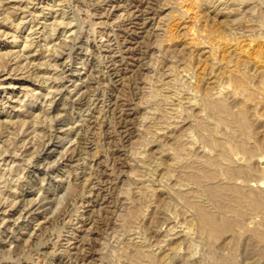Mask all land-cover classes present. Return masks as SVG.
<instances>
[{"label":"rangeland","instance_id":"obj_1","mask_svg":"<svg viewBox=\"0 0 264 264\" xmlns=\"http://www.w3.org/2000/svg\"><path fill=\"white\" fill-rule=\"evenodd\" d=\"M190 1L0 0V264H133L139 247L166 254L169 264H264V208L254 202L264 204V0ZM235 38L244 39L238 50ZM234 74L248 75L249 87ZM220 88L231 95V115L246 111V133L213 121L205 97ZM213 142L227 144L225 159ZM162 145L171 152L160 153ZM172 158L181 163L169 167ZM198 169L208 176L193 178ZM206 208L227 220L222 234L201 226Z\"/></svg>","mask_w":264,"mask_h":264},{"label":"bare ground","instance_id":"obj_2","mask_svg":"<svg viewBox=\"0 0 264 264\" xmlns=\"http://www.w3.org/2000/svg\"><path fill=\"white\" fill-rule=\"evenodd\" d=\"M32 1H33V0H32ZM59 1H60V0H59ZM191 1H192V0H191ZM191 1H190V2H191ZM195 1H196V0H195ZM207 1H208V0H207ZM234 1H235V0H234ZM3 2H4V0H3ZM8 2H9V1H8ZM192 2H194V1H192ZM192 2H191V3H192ZM195 3H196V2H195ZM0 4H1V3H0ZM60 4H62V2H61ZM26 5H27V4H26ZM64 5H65V4H64ZM27 6H28V5H27ZM2 7H3V6H2ZM11 7H12V6H11ZM62 7H63V6H62ZM12 8L14 9V7H12ZM6 9H7V8H6ZM63 9H64V8H63ZM12 12H14V11H12ZM41 12H42V11H41ZM10 13H11V12H10ZM29 13H30V12H29ZM33 13H35V12H33ZM10 15H11V14H10ZM64 15H65V14H64ZM5 16H6V15H5ZM37 16H38V15H37ZM9 17H10V16L7 15L5 18H6V19H9ZM11 18H12V17H11ZM62 18H63V17H62ZM20 20H21V19H20ZM56 20H57V19H56ZM62 20H63V19H62ZM62 20H61V23L64 22V21L62 22ZM4 21H5V20H4ZM57 21H58V20H57ZM57 21H56V24H57ZM68 22H69V21H68ZM16 25H17V24H16ZM61 25H63V24H61ZM58 27H59V26H58ZM54 28H55V27H54ZM53 31H54V30H53ZM41 32H42V31H41ZM44 32H45V31H44ZM34 33H35V32H34ZM49 34H50V33H49ZM53 34H54V33H53ZM70 34H71V33H70ZM48 36H49V35H48ZM70 36H71V35H70ZM29 38H30V37H29ZM224 38H225V37H224ZM224 38H223V40L226 39V38H225V39H224ZM14 39H17V35H14V36H13V40H14ZM27 39H28V38H27ZM68 39H69V38H68ZM70 39H71V37H70ZM234 40H235V41H233V45H235L234 49L238 50V49H240L241 47H243V45H242V40H244V39L241 40V39H239V38H238V39L235 38ZM29 41H30V40H29ZM33 41H34V40H33ZM229 41H230V40H228V38H227V40L224 41L225 45L228 44ZM39 42H40V41H39ZM71 42H72V40H71ZM30 43H31V42L28 43V40H26V43L24 44V45H25V46H24V49H25V48H29V46H32ZM222 43H223V42H222ZM47 44H48V43H47ZM53 44H54V43H53ZM57 44H58V43H57ZM40 45H41V44H40ZM59 45H60V44H59ZM77 45H78V44H77ZM223 45H224V44H223ZM81 46H82V45H81ZM215 46H216V45H215ZM58 47H59V46H58ZM60 47H61V46H60ZM213 47H214V46H213ZM52 48H53V47H52ZM80 48H81V47H80ZM24 49H23V50H24ZM45 49H46V48H45ZM54 49H55V47H54ZM56 49H57V47H56ZM66 49H67V46H66ZM69 49H70V48H69ZM212 49H215V47L212 48ZM37 51H38V49L36 50V52H37ZM53 51H54V50H53ZM53 51H52V52H53ZM38 52H39V51H38ZM46 53H47V52H46ZM57 53H58V52H57ZM0 54L2 55V53H0ZM18 54H19V53H18ZM35 54H36V53H35ZM60 54H61V53H60ZM30 55H31V54H30ZM32 55H33V54H32ZM47 55H48V54H47ZM56 55H57V54H56ZM6 56H7V55H5V56H0V60H1V61L3 60L2 63H4V64H7V62L5 63V58H6ZM20 56H21V55H20ZM23 56H24V55H23ZM21 57H22V56H21ZM50 57H51V56H50ZM13 58H14V57H13ZM22 58H23V57H22ZM27 59H28V62L31 60V59L29 60V56H28ZM49 59H50V58H49ZM49 59H48V60H49ZM64 59H65V58H64ZM67 59H68V58H67ZM72 59H73V58H72ZM15 60H16V59H15ZM32 61H33V60H32ZM33 62H34V61H33ZM33 62H31V63H33ZM65 62H66V61H65ZM81 62H82V61H81ZM8 63H9V62H8ZM18 63H19V62H18ZM24 63H26V62H24ZM49 63H51V61H50ZM61 63H62V62H61ZM259 63H260V65H259L258 68L264 70V55H261V56L259 57ZM0 64H1V63H0ZM29 64H30V63H29ZM35 64H37V63L35 62ZM40 64H42V63H40ZM2 65H3V64H2ZM71 65H72V64H71ZM18 66H19V65H18ZM25 66H27V65L25 64ZM31 66H32V64H31ZM40 66H41V65H40ZM49 66H50V65H49ZM53 66H54V64L52 65V67H53ZM0 67H1V66H0ZM3 67H5V65H4ZM6 67H7V66H6ZM6 67H5V68H6ZM19 67H20V66H19ZM27 67H28V66H27ZM29 67H30V66H29ZM38 67H39V66H38ZM5 68H3V69H5ZM14 68H15V67H14ZM54 68H55V67H54ZM56 68H57V67H56ZM36 69H37V68H36ZM59 69H60V68H59ZM0 70H1V68H0ZM39 70H40V69H39ZM56 70H57V69H56ZM62 70H63V68H62ZM3 71H4V70H3ZM14 71H15V70H13V71H11V72H14ZM18 71H19V69H18ZM21 71H22V70H21ZM24 71H25V70H24ZM53 71H54V70H53ZM63 71H64V70H63ZM34 72H36V71H34ZM69 72H70V71H69ZM234 72H235V71H228V72H227V75H232V73H234ZM44 73H45V72H44ZM70 73H71V72H70ZM9 74H10V73H9ZM35 74H36V73H35ZM37 74H38V73H37ZM37 74H36V76H37ZM66 74H67V73H66ZM38 75H39V74H38ZM44 75L46 76V74H44ZM234 75L236 76L235 79L238 81L239 86H240L241 89L245 90V89H247V88L249 87V80H250V78H249L248 75H245V76H244V75L240 76V75H238V74H234ZM39 76H40V75H39ZM41 76H43V75H41ZM41 76H40V77H41ZM50 76H51V75H50ZM52 76H53V75H52ZM64 77H65V76H64ZM67 77H68V76H67ZM84 77H85V76H84ZM38 78H39V77H38ZM57 78H59V77H57ZM44 79H45V77H44ZM52 79H53V78H52ZM52 79H51V80H52ZM73 79H74V78H73ZM56 80H57V79H56ZM85 80H86V79H85ZM88 80H89V79H88ZM52 82H53V81H52ZM76 82H77V81H76ZM84 82H86V81H84ZM74 85H75V84H74ZM78 85H79V84H78ZM82 85H83V84H82ZM86 85H87V84H86ZM57 87H58V86H57ZM61 88H62V86H61ZM86 88H87V86H86ZM52 89H53V88H52ZM66 89H67V88H66ZM53 90H54V89H53ZM58 90H59V89H58ZM85 90H86V89H85ZM85 90H84V91H85ZM87 90H88V89H87ZM50 91H51V90H50ZM55 92H56V91H55ZM61 92H62V91H61ZM90 92H91V91H90ZM26 93H27V92H26ZM81 93H82V92H81ZM178 93H179V92H176L175 95H176V96H179ZM238 93H240V92L238 91V92L235 93L234 95H237ZM206 94H207V92H206ZM206 94H205V95H206ZM214 94H215V95H212L211 93H209L210 96L207 95V96L205 97V99H206L207 97H208V98H207V100H205L206 102H204V103H205V106H206L207 109H208V111L210 110V111H212V112H214V113L216 114V116L214 117V113H212L213 118H214L213 121H215V118H216V117H217V118H216L217 120L215 121V123L217 122V124H218V123L221 124V122H225V121L230 120V122H233V124L235 123V125H237L236 128L233 127V126L231 125L233 128H235V130H237V127H238V128H239L238 130H240V131L246 133L247 128H248V124H249L250 126H252L250 123L247 124V121H246V118H245V116H246V111H245V110L240 111V109H239V110H238V111H240L239 113L235 111V113H238L237 115H231V114L229 113V110H228V104H227V102H226V98H227V97L230 98L231 95H229V94L226 95L224 89H221V88H220L219 90H217V92H214ZM47 95H48V94H47ZM53 95H54V94H53ZM205 95H203V96H205ZM222 95H223V98H221ZM250 95L253 96V92H251ZM66 97H67V96H66ZM78 97H79V96H78ZM203 99H204V98H202V101H203ZM53 101H54V100H53ZM228 102H229V101H228ZM53 103H54V102H53ZM53 103H52V104H53ZM64 103H65V102H64ZM204 103H203V105H204ZM229 105H230V104H229ZM47 106H48V104H47ZM49 106H50V105H49ZM51 107H52V106H51ZM66 107H67V106H66ZM82 107H83V106H82ZM164 107H167V106L165 105ZM203 107H204V106H203ZM229 108H230V107H229ZM243 108H244V107H243ZM52 109H53V108H52ZM57 109H58V108H57ZM67 109H68V108H67ZM166 109H167V108H166ZM166 109H165V110H166ZM204 109H205V108H204ZM245 109H246V108H245ZM47 110H48V109H47ZM59 110H60V109H59ZM163 110H164V109H163ZM169 110H170V109L168 108V112H169V113H167L166 111H165V113L170 114L171 111H169ZM230 110H231V109H230ZM173 111H174L175 113H179V112H180V107L173 108ZM206 111H207V110H206ZM208 111H207V112H208ZM162 112H163V111H162ZM174 112H172V113H174ZM231 112H232V110H231ZM233 112H234V111H233ZM233 112H232V113H233ZM196 113H197V112H196ZM235 113H234V114H235ZM59 114H60V112H59ZM167 114H166V115L164 114V116H167ZM210 114H211V112H210ZM12 115H13V114H12ZM60 115H61V114H60ZM196 115H198V114H195V116H196ZM200 115H201V114H200ZM57 116H58V115H57ZM57 116H55V117H57ZM62 116H63V115H62ZM198 116H199V115H198ZM196 117H197V116H196ZM203 117H204V116H203ZM10 118H11V117H10ZM53 118H54V117H53ZM57 118H58V117H57ZM61 118H62V117H61ZM197 118H199V117H197ZM201 118H202V115H201ZM213 118H212V119H213ZM203 119H204V118H203ZM203 119H202V120H203ZM249 119H250V118H249ZM9 120H11V119H9ZM193 120H194V119H193ZM198 120H199V122H202V120L197 119V121H198ZM211 121H212V120H211ZM211 121H210V122H211ZM70 122H71V121H70ZM77 122H79V121H77ZM77 122H76V123H77ZM199 122L196 123V122L194 121L193 123H196V124H198V125L201 124V126H202L203 124H202V123L199 124ZM248 122H250V121H248ZM9 123H10V121H9ZM61 123H62V122H61ZM213 123H214V122H213ZM228 123H229V122H228ZM11 124H12V122H11ZM85 124H86V123H85ZM196 124H195V126H196ZM204 124H205V123H204ZM211 124H212V123H211ZM9 125H10V124H9ZM193 125H194V124H193ZM205 125H206V124H205ZM207 125H208V123H207ZM212 125H213V127H214L215 124H212ZM221 125H223V123H222ZM77 126H78V125H77ZM209 126H210V125H209ZM209 126H205L206 129H207V127H209ZM5 127H6V126H5ZM8 127H9V126H8ZM74 127H75V125H74ZM150 127H151V126H150ZM199 127H200V126H198V129H199ZM203 127H204V125H203ZM215 127H216V126H215ZM217 127H218V125H217ZM217 127H216V129H217ZM152 128H153V127H152ZM211 128H212V127H211ZM249 128H250V127H249ZM61 129H62V128H61ZM70 129H71V128H70ZM153 129H154V128H153ZM201 129H202V127H201ZM208 129H209V128H208ZM212 129H213V128H212ZM216 129H214V130H216ZM218 129H219V127H218ZM231 129H232V128H231ZM0 130H1V129H0ZM7 130H8V129H7ZM80 130H82V129H80ZM214 130L211 131V133H210V131H208L211 135L209 134L207 137H208L209 139H211V142H212V140H213V138H214L213 135H215V133H216V131H214ZM233 130H234V129H233ZM235 130H234V132H236ZM238 130H237V132H240V131H238ZM10 131H11V130H10ZM154 131H155V130H154ZM204 131H205V129H204L202 132H204ZM220 131H221V130H220ZM228 131H229V130H228ZM64 132H65V131H64ZM82 132H83V131H82ZM197 132H198V131H197ZM205 132H206L205 135H207V134H208L207 131H205ZM217 132H218V131H217ZM234 132H232V133H234ZM190 133H191V132H190ZM219 133H220V132H219ZM229 133H230V132H229ZM72 134H73V133H72ZM79 134H80V133H79ZM83 134H84V133H83ZM202 134H203V133H202ZM230 134H231V133H230ZM240 134L242 135V133H240ZM169 135H170V134H169ZM188 135H189V134H188ZM188 135H187V136H188ZM192 135H194V134H191V136H192ZM241 135H238L237 137L239 138V136H241ZM244 135H245V134H244ZM248 135L250 136V133H249ZM6 136H7V135H6ZM59 136H60V135H59ZM170 136H171V135H170ZM189 136H190V135H189ZM189 136H188V137H189ZM194 136H195V135H194ZM198 136H199V135H198ZM202 136H203V135H202ZM202 136H201V137H202ZM209 136H210V137H209ZM235 136H236V133H235ZM69 137H70V136H69ZM205 137H206V136H205ZM205 137H204V136L202 137L203 140L206 139V141H208V140H207V137H206V138H205ZM215 137H216V139H217V136H215ZM244 137H245V136H244ZM244 137H243V138H244ZM246 137H248V136L246 135ZM246 137H245V138H246ZM182 138H183V137H182ZM182 138H181V136H180V139H182ZM191 138H193V136H192ZM191 138H189V139H191ZM204 138H205V139H204ZM232 138H233V136H232ZM241 138H242V136H241ZM241 138H240V143H242V142H241ZM243 138H242V139H243ZM67 139H68V138H67ZM69 139H70V138H69ZM73 139H74V138H73ZM177 139H178V138H177ZM193 139H194V138H193ZM216 139L214 140L215 142H216ZM174 140H175V139H174ZM187 140H188V138H187ZM196 140H197V139H195V141H196ZM233 140H234V139H233ZM49 141H50V140H49ZM70 141H71V140H70ZM176 141H177V140H176ZM178 141H179V140H178ZM181 141H182V140H181ZM181 141H179V142H181ZM217 141H219V140H217ZM1 142H2V141H1ZM188 142H189V141H188ZM219 142H220V141H219ZM233 142H234V141H233ZM233 142H232V143H233ZM235 142H236V141H235ZM235 142H234L233 144H235ZM257 142H258V141H257ZM196 143H197V142H196ZM196 143L194 142V144H196ZM213 143H214V142H213ZM213 143H211V144H213ZM216 143H217V142H216ZM220 143H221V142H220ZM222 143H223V142H222ZM236 143H237V142H236ZM177 144H179V143H177ZM180 144H181V143H180ZM183 144H184V143H183ZM189 144H191V142H190V143H187V146H189ZM194 144H193V146H194ZM218 144H219V143H218ZM224 144H225V143H224ZM230 144H231V143H230ZM249 144H250V143H249ZM249 144H248V146H249ZM260 144H261V143H259V145H260ZM175 145H176V144H175ZM214 145L216 146L215 143L213 144V146H214ZM256 145H257V144H256ZM162 146H163V145H162ZM166 146H167V145H166ZM166 146L164 145V146L162 147V150L160 151V153L162 152V154H168V152H169L170 150L167 152V150H168L169 148H167L168 146H167V147H166ZM196 146H197V145H196ZM213 146H212V147H213ZM218 146H219V145H218ZM223 146H225L226 149H227V144H226V145H223ZM223 146H222V145H221V147L219 146L220 149L222 148L221 150L218 148V149L220 150V152L224 150V147H223ZM235 146H236V145H235ZM238 146H239V148H240V146L244 147L245 145H243V143H242L241 145L238 144ZM248 146H247V147H248ZM250 146H252V144H250ZM250 146H249L248 148H250V151H251L252 147H250ZM253 146H255V145H253ZM257 146H258V145H257ZM262 146H264V144H263ZM262 146H261V147H262ZM75 147H76V146H75ZM81 147H83V146H81ZM165 147H166L167 149H166ZM172 147H173V145H172ZM181 147L185 148L184 146H181ZM181 147H180V148H181ZM191 147H192V146H191ZM191 147H190V148H191ZM194 147H195V146H194ZM200 147H202V145H201ZM229 147H230V146H229ZM231 147H232V146H231ZM231 147H230V148H231ZM259 147H260V146H259ZM66 148H67V146H66ZM69 148H70V147H69ZM173 148H174V150H175V147H173ZM176 148H177V145H176ZM207 148H208V147H207ZM214 148L217 149V146H216V147H213L212 150H214ZM230 148H229V150H231ZM232 148L235 149L236 147L234 148V145H233ZM178 149H179V148H178ZM202 149H204V151H205L206 147L204 148V146H203ZM216 149H215V150H216ZM218 149H217V150H218ZM233 149H232V150H233ZM241 149H242V148H241ZM255 149H256V148H254V150H255ZM257 149H258V147H257ZM73 150L75 151L76 149L73 148ZM79 150H80V149H79ZM187 150H189V149L187 148ZM187 150H186V151H187ZM212 150H211V151H212ZM247 150H248V149H247ZM252 150H253V149H252ZM65 151H67V150H65ZM180 151L182 152V150H180ZM193 151H194V150H193ZM198 151H199V150H198ZM209 151H210V150H209ZM211 151H210V152H211ZM235 151H236V149H235ZM243 151H245V149H244ZM257 151H258V153H259V150H257ZM257 151H256V152H257ZM68 152H69V151H68ZM170 152H171V151H170ZM178 152H179V151H178ZM178 152L176 151L177 154H178ZM206 152H208V151L206 150ZM213 152H215V151H213ZM223 152H224L225 156H226V153H228V152L225 153V151H223ZM233 152H234V151H233ZM247 152H249V151H247ZM252 152H253V151H252ZM70 153H71V152H70ZM144 153H146V152L143 151V154H144ZM176 153H175V154H176ZM186 153H187V152H186ZM188 153H189V151H188ZM192 153H193V152H192ZM250 153H251V152H250ZM258 153H257V154H258ZM47 154H48V153H47ZM141 154H142V153H141ZM143 154H142V155H143ZM172 154L174 155L173 152H172ZM177 154H176V158H177ZM179 154H180V153H179ZM179 154H178V155H179ZM212 154H214V153H212ZM217 154H218V152H217ZM252 154H253V153H252ZM252 154H251V156H252ZM257 154L254 153V156L257 155ZM60 155H61V153H60ZM146 155H147V153H146ZM192 155H193V158H194V154H191V158H192ZM215 155H216V154H215ZM220 155H222L221 158H224V159H225V156H223L222 152L220 153ZM220 155H216L215 159L217 158V156H218V158H219ZM71 156H72V155H71ZM71 156H70V157H71ZM147 156H148V155H147ZM166 156H167V155H166ZM179 156H180V155H179ZM142 157H143V156H142ZM172 157H173V156H172ZM195 157H196V156H195ZM198 157H199V156H197V158H198ZM203 157H204V156H203ZM203 157L201 156V157H200V160H201ZM206 157H207V158H210V156L208 157V155H207ZM206 157H204V160H205ZM212 157H213V156H212ZM44 158H45V157H44ZM47 158H48V157H47ZM145 158L147 159V157L144 156V159H145ZM176 158H172L173 160H172L171 163H170V161H168V162L170 163L169 167H172L171 164L174 165V164H177L178 162H180V160H179L180 158H178V159H176ZM197 158H196V159H197ZM149 159H150V156H149ZM168 159H169V158H168ZM189 159H190V157H189ZM189 159H188V160H189ZM196 159H195V160H196ZM170 160H171V159H170ZM198 160H199V159H198ZM204 160H203V161H204ZM210 160L213 161L214 159H213V158H212V159H209V162H210ZM219 160H220V159H219ZM221 160H222V159H221ZM221 160H220V165H221ZM45 161H47V160H45ZM191 161H193V159H192ZM43 162H44V160H43ZM168 162H167V163H168ZM198 162H199V161H198ZM201 162H202V161H201ZM204 162H205V161H204ZM209 162H208V163H209ZM217 162H218V160H217ZM180 163H181V162H180ZM187 163H188V162H187ZM189 163H190V162H189ZM202 163H203V162H202ZM206 163H207V161H206ZM232 163H233V162H232ZM197 165H198V163H197ZM212 165H213V162H212ZM214 165H215V163H214ZM218 165H219V162H218ZM190 166H191V163H190ZM200 166H201V165H200ZM203 166H204V165H203ZM210 166H211V165H210ZM221 166H222V165H221ZM173 167H174V166H173ZM176 167H178V165H177ZM180 167H182V165H181ZM188 167H189V166H188ZM205 167H207V166H205ZM231 167H232V166H231ZM231 167H229V169H230ZM248 167H249V166H248ZM167 168H168V166H167ZM182 168H183V167H182ZM184 168H185V170H188V168H187V169H186V167H184ZM221 168H222V167H221ZM233 168H234V167H233ZM202 169H203V168H202ZM202 169H201V171H200V169H198V171H200V172H198V173H196L195 175H193V178H195V177H196V178H200L201 176L207 175L205 172H202ZM210 169H211V167H210ZM224 169H225V168L223 167L222 170H224ZM231 169H232V168H231ZM52 170H53V169H52ZM206 170H207V169H206ZM234 170H238L239 173H240V170H241V169H238V168L236 167ZM244 170H245V169H244ZM50 171H51V170H50ZM176 171H177V170H176ZM195 171H196V169H195ZM214 171H215V168H214ZM216 171H217V170H216ZM228 171H229V170H228ZM238 171H236V172L238 173ZM180 172H182V171H180ZM180 172L178 171V173H180ZM208 172H209V171H208ZM211 172H212V171H211ZM219 172H221V171H219ZM193 173H194V172H193ZM193 173H192V174H193ZM209 173H210V172H209ZM216 173H218V172H216ZM223 173H224V172H223ZM241 173H242V171H241ZM245 173H246V172H245ZM166 174H167V173H166ZM186 174H187V172H186ZM214 174H215V173H214ZM220 174H221V173H219V175H220ZM234 174H235V173H234ZM250 174H251V173H250ZM36 175H37V174H36ZM216 175H217V174H215L214 176H216ZM230 175H231V173H230ZM235 175H236V174H235ZM246 175H247V174H246ZM168 176H170V174H169ZM207 176H208V175H207ZM209 176H211V175L209 174ZM212 176H213V175H212ZM236 176H239V175H236ZM36 177H37V176H36ZM182 177H183V176H182ZM186 177L188 178L187 175H186ZM217 177H218V176H217ZM196 178H195V179H196ZM202 178H204V177H202ZM207 178H208V177H207ZM211 178H212V177H210V180H212ZM214 178L216 179V177H214ZM190 179H191V178H190ZM200 179H201V178H200ZM205 179H206V178H205ZM41 180H42V179H41ZM185 180H186V179H185ZM213 180H214V179H213ZM216 180H217V179H216ZM194 181H195V180H194ZM42 182H43V180H42ZM183 182H184V181H183ZM192 182H193V181H192ZM192 182H191V183H192ZM198 182H200V181H198ZM203 182H205V180H204ZM189 183H190V182H189ZM210 183H211V181H210ZM213 183H214V181H213ZM213 183H212V184H213ZM215 183H216V182H215ZM215 183H214V186H215ZM192 184H193V183H192ZM198 184H199V183H198ZM201 184H202V183H201ZM216 184H217V183H216ZM221 184H222V182H221ZM221 184L219 183V185H221ZM228 184H229V183H228ZM232 184H233V183H232ZM232 184H231V187H228V185H226L228 188L226 187V190H225V191H227V189L231 190L232 187H233ZM33 185H34V183H33ZM179 185H180V186H183V185H181V183H180ZM193 185H194V184H193ZM199 185H200V184H199ZM206 185H207V187H208V184H207V183H206ZM219 185H218V186H219ZM170 186H171V185H170ZM177 186H178V185H177ZM187 186H188V184H187ZM194 186H195V185H194ZM196 186H197V185H196ZM196 186H195V188H196ZM214 186H213V189L215 188ZM221 186H222V185H221ZM224 186H225V185H224ZM229 186H230V184H229ZM236 186H237V184H236ZM236 186H235V187H236ZM42 187H43V186H42ZM172 187H173V186H172ZM175 187H176V185H175ZM190 187H191V185H190ZM190 187H189V189H190ZM204 187H205V185H204L203 187H201V189L204 188ZM209 187H211V186H209ZM209 187H208V189H209ZM142 188H143V187H142ZM173 188H174V187H173ZM176 188H177V187H176ZM176 188H175V189H176ZM178 188H179V189H182V188H180L179 186H178ZM187 188H188V187H187ZM217 188H218V187H217ZM217 188H215V189H216V192H217ZM222 188H223V187H222ZM222 188H221V190L224 191L225 187H224V189H222ZM230 188H231V189H230ZM192 189H194V188H192ZM197 189H198V188H197ZM201 189H200V190H201ZM241 189L243 190V187H242ZM40 190H41V189H40ZM182 190H183V189H182ZM190 190H191V189H190ZM210 190H211V188H210L209 190H207V191H210ZM134 191H136V189H135ZM177 191H178V190H177ZM179 191H180V190H179ZM185 191H186V190H185ZM195 191H196V189H195ZM204 191H205V190L202 189V193H203ZM239 191H241V190L239 189ZM239 191H238V192H239ZM247 191H249V190H247ZM250 191H251V190H250ZM41 192H42V191H41ZM174 192H175V190H174ZM188 192H189V191H188ZM199 192H200V191H198L197 193H199ZM228 192H230V191H228ZM231 192H232V191H231ZM231 192H230V193H231ZM245 192H246V191H245ZM129 193H130V191H129ZM133 193H135V192H133ZM133 193H132V194H133ZM180 193H181V192H180ZM205 193H207V192H204V195H205ZM213 193H215V192L213 191ZM219 193H220V190H219ZM222 193H223V192H222ZM222 193H221V194H222ZM225 193H226V192H225ZM236 193H237V192H236ZM139 194H140V193H139ZM191 194H192V193H191ZM191 194H190V192H189L190 197H191ZM209 194H211V193L209 192ZM215 194H217V193H215ZM226 194H227V193H226ZM231 194H232V193H231ZM238 194H239V193H238ZM254 194H255V192H254ZM130 195H131V194H130ZM135 195H137V194L135 193ZM142 195L144 196L143 191H142ZM180 195H182V196L185 197L184 194H180ZM206 195H207V194H206ZM213 195H214V194H213ZM223 195H224V193H223ZM223 195H222V196H223ZM246 195H247V194H246ZM246 195H245V193H244V194H243V197L246 196ZM248 195H249V194H248ZM259 195H260V194H259ZM137 196H138V195H137ZM143 196H142V197H143ZM194 196H196V194H194ZM194 196H193V197H194ZM214 196H216V195H214ZM227 196H228V194H227ZM227 196H226V197H227ZM239 196H241V195H238V197H239ZM43 197H44V196H43ZM139 197H140V196H139ZM184 197H183V199H184ZM207 197H209V195H208ZM220 197H221V196H220V194H219V199H220ZM226 197L224 196V200L226 199ZM228 197H229V196H228ZM228 197H227V198H228ZM232 197L234 198L233 194H232ZM236 197H237V196H236ZM243 197L241 196V199H243V201H244V198H243ZM258 197H259V196H258ZM38 198H39V196H38ZM133 198H135V197H133ZM180 198H181V197H180ZM211 198H213V197H211ZM233 198L231 199V196H230V199L232 200V202H233ZM245 198H247V196H246ZM44 199H45V198H44ZM141 199H142V198H141ZM191 199H192V197H191ZM191 199H190V200H191ZM209 199H210V198H209ZM217 199H218V198H217ZM228 199H229V198H228ZM230 199H229V200H230ZM247 199H248V198H247ZM254 199H255L254 202L256 203V205H257L259 208H260V206H263V208H264V204H263V202L261 201V199L257 198L256 196H255ZM47 200H48V199H47ZM213 200H216V199L213 198ZM221 200H223V197H222ZM229 200L226 199L225 201H229ZM43 201H44V200H43ZM184 201H185V200H184ZM186 201H187V199H186ZM203 201H204V200H203ZM203 201H202V202H203ZM219 201H220V200H219ZM225 201H224V202H225ZM237 201H238V200H237ZM245 201H246V200H245ZM251 201H253V200H252V197H251V199H250V203H251ZM44 202H45V201H44ZM187 202H188V201H187ZM202 202L199 203V204H202ZM214 202H215V201H214ZM214 202H213V203H214ZM232 202H229V204L231 203V205H232ZM195 203H197V202H195ZM195 203H194V205H195ZM227 203H228V202H227ZM234 203H235V201L233 202V204H234ZM238 203H240V202H238ZM250 203H248L247 205H249ZM30 204H32V203H30ZM133 204H134V203H133ZM133 204H132V205H133ZM135 204H136V203H135ZM199 204H197V205H199ZM189 205H191V204H189ZM197 205H196V206H197ZM208 205H209V204H208ZM226 205H227V204H226ZM239 205H242V204H239ZM29 206H30V205H29ZM192 206H193V204H192ZM196 206H195V207H196ZM213 206H214V204H213ZM227 206H228V205H227ZM195 207H194V208H195ZM211 207H212V205H211ZM220 207H221V206H220ZM222 207H223V206H222ZM224 207H226V206H224ZM234 207H235V206H234ZM234 207H231V208H230V205H229L228 208H229V211H230L231 213H232V210H230V209H232V208H234ZM240 207H241V206H240ZM243 207H244V205H243ZM245 207H247V206H245ZM245 207H244V210L246 209ZM253 207H254V206H253ZM29 208H30V207H29ZM216 208H218V207H216ZM255 208H256V210H257V207H256V206L254 207V209H255ZM259 208H258V209H259ZM261 208H262V207H261ZM135 209H136V208H135ZM218 209H219V208H218ZM238 209H239V208H238ZM240 209H241V208H240ZM129 210H130V209H129ZM208 210H211V209H208ZM215 210H216V209H215ZM221 210H223V208L220 209V212H221ZM233 210H234V209H233ZM244 210H243V212H244ZM263 210H264V209H263ZM33 211H34V210H33ZM130 211H131V210H130ZM130 211H129V213L131 214L132 212H130ZM200 211H201V212H200V215L198 214V215H199L198 217L201 218V222H200V223L202 224L201 226L204 225L205 230L208 231V234H212V233L217 234V235H218V233L222 234V230H223V229H226V227H227V225H228V222H226L227 220H226L225 218H222V219H221L222 221L220 220L219 222H217V220L214 219L215 216L213 217L212 214L209 213L210 211L207 212V208H206V211H204V210H202V209H200ZM211 211H212V210H211ZM226 211H227V210H226ZM260 211H261V209H259V212H260ZM133 212H134V210H133ZM223 212H225V211H222L221 213H223ZM227 212H228V211H227ZM241 212H242V209H241ZM129 213H128V214H129ZM237 213H238V212H237ZM19 214H21V213H19ZM133 214H135V212L132 213V216L134 217ZM219 214H220V213H219ZM219 214L217 213V215H219ZM224 214H225V213H224ZM240 214H241V213H240ZM213 215H216V213L213 214ZM233 215H234V214H233ZM237 215H238V214H237ZM237 215H236V216H237ZM20 216H21V215H20ZM25 217H26V216H25ZM128 217H129V216H128ZM130 217H131V216H130ZM26 218H27V217H26ZM48 218H50V217H48ZM240 218H243V217H241V215H240ZM240 218H237V219H240ZM3 219H4V218H3ZM134 219H135V218H134ZM134 219H133V220H134ZM235 219H236V218H235ZM49 220H50V219H49ZM129 220H130V219H129ZM129 220H127V221L129 222L128 224L130 225L131 220H130V221H129ZM133 220H132V223L134 222ZM242 220H243V219H242ZM4 221H5V220H4ZM127 221H126V223H127ZM236 222H237V220H236ZM236 222H233V224H232V222H230V224L234 225ZM218 223H219V224H218ZM226 223H227V224H226ZM128 224H127V225H128ZM237 224H238V223H237ZM173 225H174V224H173ZM235 226H236V225H235ZM235 226H234L233 228H232V226H231L230 229H232V230L229 229V232H231V231L235 232V230H236ZM240 226H242L241 223H240ZM179 227H180V226H179ZM229 227H230V226H229ZM237 227H238V226H237ZM129 228H130V226H129ZM175 228H176V227H175ZM234 228H235V229H234ZM241 228H242V227H240L238 230H240ZM126 229H127V227H125V230H126ZM177 229H178V228H177ZM202 229H203V228H200V231H201ZM243 229H244V228H243ZM191 230H192V229H189L188 226L186 227L185 225H184V227L182 226V227L180 228V231H181L184 235H186V236H190V235H191ZM227 230H228V229H227ZM256 230H257V229H256ZM256 230H255V231H256ZM129 231H130V230H129ZM167 231H168V230H167ZM170 231H171V230H170ZM175 231H176V230H175ZM180 231H179V232H180ZM207 231H206V232H207ZM225 231H226V230H225ZM240 231H241V230H240ZM240 231H239V232H240ZM243 231H245V230H243ZM258 231H259V229H258ZM258 231H257V232H258ZM261 231H262V230H260V232H261ZM168 232H169V231H168ZM203 232H204V230H203ZM206 232H205V233H206ZM233 232H231V234H232ZM257 232H255V233H257ZM260 232H258V234H259ZM129 233H130V232H129ZM169 233H170V232H169ZM236 233H237V232H236ZM236 233H235V235L237 236ZM242 233H243V232H240V233H239V236H240ZM253 233H254V232H253ZM220 234H219V236H220ZM258 234H257V235H258ZM263 234H264V232H263ZM263 234H262V238H264V235H263ZM124 235H126V234H124ZM127 235H128V234H127ZM129 235L131 236L132 234H129ZM233 235H234V233H233ZM259 235H260V234H259ZM259 235H258V236H259ZM208 236H209V235H208ZM210 236H211V235H210ZM212 236H213V238H214V235H212ZM212 236H211V237H212ZM260 236H261V235H260ZM184 237H185V236H184ZM140 238H141V237H140ZM185 238H186V237H185ZM189 238H190V237H188V240H189ZM207 238H208V237H207ZM213 238H211V240L214 241L215 239H213ZM236 238H237V237H236ZM138 239H139V238H138ZM138 239H136V240H138ZM131 240H132V238H131ZM139 240H140V239H139ZM261 240H262V239H261ZM261 240H260V241H261ZM141 241H143V240H141ZM141 241H140V242H141ZM236 241H237V240H236ZM138 242H139V241H138ZM11 243H12V242H11ZM132 243H133V242H132ZM132 243H131V244H132ZM134 243H137V241H136V242L134 241ZM128 244H129V243H128ZM126 245H127V244H126ZM131 246H132V245H130V249H131ZM133 246H135V244H134ZM133 246H132V247H133ZM135 247H137V245H136ZM126 248L128 249L129 246L126 247ZM142 248H143V246H142ZM144 248L146 249V246H145ZM148 248H149V247H148ZM234 249H235V248H234ZM134 250H135V248H134ZM145 251H146V252H145ZM145 251H143V249H140V247H139V249L135 252V255L133 256V254H132V256H133V257H132L133 264H169V260H168L169 258L167 257L166 254L160 257L159 254H158V256L156 255V252H154L155 250H151V249L149 248V249H146ZM132 252H133V251H132ZM234 253H236V251H233V252L231 253V257H233L232 254H234ZM234 255H235V254H234ZM128 256H129V254H128ZM165 256H166V257H165ZM228 256H229V258H230V255H228ZM228 256H227V257H228ZM235 258H236L235 256L232 258L233 261H235V260H234ZM126 259H127V261H128V257H127ZM129 259H130V258H129ZM223 259H224V258H223ZM223 259H222V260H223ZM130 260H131V259H130ZM170 261H171V259H170ZM225 261H227V258H226ZM171 262H172V261H171ZM218 262H220V261H218ZM223 263H224V261H223ZM223 263H222V264H223ZM227 263H229V262H226V264H227ZM231 263H233V262H230V264H231ZM234 263H235V262H234ZM128 264H131L130 261L128 262ZM219 264H220V263H219ZM235 264H236V263H235Z\"/></svg>","mask_w":264,"mask_h":264}]
</instances>
